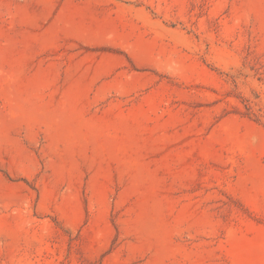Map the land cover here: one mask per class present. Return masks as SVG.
<instances>
[{
	"label": "rangeland",
	"instance_id": "374dc122",
	"mask_svg": "<svg viewBox=\"0 0 264 264\" xmlns=\"http://www.w3.org/2000/svg\"><path fill=\"white\" fill-rule=\"evenodd\" d=\"M0 264H264V0H0Z\"/></svg>",
	"mask_w": 264,
	"mask_h": 264
}]
</instances>
